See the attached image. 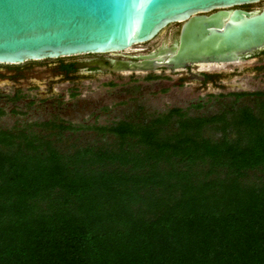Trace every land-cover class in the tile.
<instances>
[{"label": "trees", "instance_id": "obj_1", "mask_svg": "<svg viewBox=\"0 0 264 264\" xmlns=\"http://www.w3.org/2000/svg\"><path fill=\"white\" fill-rule=\"evenodd\" d=\"M253 102L120 120L95 128L115 137L100 146L1 133L0 264H264V100Z\"/></svg>", "mask_w": 264, "mask_h": 264}, {"label": "water", "instance_id": "obj_2", "mask_svg": "<svg viewBox=\"0 0 264 264\" xmlns=\"http://www.w3.org/2000/svg\"><path fill=\"white\" fill-rule=\"evenodd\" d=\"M264 0H0V64L116 54L181 24L177 44L136 62L91 67L112 73H173L227 64L264 48ZM234 10H230L233 9Z\"/></svg>", "mask_w": 264, "mask_h": 264}, {"label": "flooded vegetation", "instance_id": "obj_3", "mask_svg": "<svg viewBox=\"0 0 264 264\" xmlns=\"http://www.w3.org/2000/svg\"><path fill=\"white\" fill-rule=\"evenodd\" d=\"M261 4L259 7L258 5ZM264 2L253 5L241 6L237 9L249 13H255L261 10ZM230 9L231 11L234 10ZM181 24L176 30L164 31L163 41L149 50L140 49L131 52H121L116 54L103 55H85L75 56L69 58L44 60L35 62H25L19 65H5L0 64V123L3 124V118L10 114L14 119L13 125L10 128L3 127L0 124V134L10 133L12 135L25 134L36 136L40 138L42 131H47L48 128L43 126L47 123L55 125L71 126L69 121H65L63 116L70 113L79 114L83 109L93 107L92 102L86 103H65L62 106L61 101L52 103L54 105V115L46 120L34 119L28 114L32 107L35 106V100L45 101L41 95L54 94V88L60 84H74L78 85L84 81L94 80L101 76H123V75H144L146 80L162 78L159 81L168 82L167 79H173L174 84L182 88L185 93H196V98L199 99L202 94L212 98L213 101H222L229 99L230 101H243L250 99L264 100V48H260L244 55L239 56V60L233 63L215 65V64H199L185 67L173 73L164 68H159L155 72L148 73H112L98 67H91L95 62H104L105 66H113L118 61L136 62L135 58L141 56L154 55L158 51L169 48L177 44ZM157 36L154 40H156ZM152 40L151 42H153ZM150 43V42H148ZM147 44V43H145ZM249 79L247 82L250 89L243 87L244 83H233L236 79ZM110 85L111 82H109ZM45 88L46 92L40 90ZM134 88H138L135 86ZM35 92V93H33ZM243 96L236 98L234 95ZM212 95V97H211ZM62 95L58 100H61ZM201 104H192L191 107H200ZM202 106V105H201ZM172 109H180L183 114L189 116L180 107H173ZM26 116V121H21L17 116ZM33 119H30V118ZM68 117V116H66ZM193 117V116H190ZM58 122V123H57ZM52 131V129H50ZM55 131V130H54ZM57 131V130H56ZM2 145L0 144V147Z\"/></svg>", "mask_w": 264, "mask_h": 264}, {"label": "rangeland", "instance_id": "obj_4", "mask_svg": "<svg viewBox=\"0 0 264 264\" xmlns=\"http://www.w3.org/2000/svg\"><path fill=\"white\" fill-rule=\"evenodd\" d=\"M259 7L261 4L258 5ZM178 24L168 27V31L176 30ZM163 35L158 37L153 42L137 45L132 47L127 52L155 47L163 41ZM163 78V77H162ZM146 80L144 75H121V76H101L94 80L84 81L78 85L60 84L55 86L54 94L46 95V89L40 88L45 94H42V99L45 101L35 100V106L32 107L28 114L34 119L46 120L54 115V105L52 103L61 101L62 106L65 103H86L92 102L93 107L83 109L81 113H70L63 116L65 121H69L71 128L61 131L57 135V131L47 129L42 131L40 135L45 139L54 141L55 145L61 148H68L72 145H102L104 143H112L114 136L109 133L101 135L95 128L109 126L120 120L132 121H148L158 115L166 114L173 107H180L187 110V114L193 117H209L218 114L223 110H231L240 106H249L253 108L254 102L250 99L233 102L229 99L222 101H213L207 95L202 94L200 98H196V93L187 94L182 88L174 84L175 78L167 79L168 82L159 81L162 79ZM251 79V78H250ZM247 79H234L233 83H244L243 87L250 89L247 85ZM109 82H111L110 85ZM137 86L138 88H134ZM35 93V92H33ZM62 95L61 100H58ZM212 97V95H211ZM201 104L200 107H191L192 104ZM53 106V107H52ZM68 116V117H66ZM10 114L3 118V127L10 128L13 125L14 119ZM17 119L26 121V116L18 115ZM30 119H33L32 117ZM58 123V122H57ZM205 135L212 138L215 134L213 130L206 128ZM51 135L48 137L47 135ZM219 136V133H216ZM57 140V141H55Z\"/></svg>", "mask_w": 264, "mask_h": 264}]
</instances>
